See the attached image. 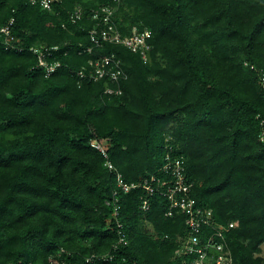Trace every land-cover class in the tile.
Returning a JSON list of instances; mask_svg holds the SVG:
<instances>
[{
	"label": "trees",
	"instance_id": "obj_1",
	"mask_svg": "<svg viewBox=\"0 0 264 264\" xmlns=\"http://www.w3.org/2000/svg\"><path fill=\"white\" fill-rule=\"evenodd\" d=\"M30 1L0 0V27L13 20L19 48L0 36V264H180L184 217L165 216L164 198L142 211L141 188L119 195L126 247L114 249L107 225L116 175L160 177L167 155L183 157L195 204L234 224L232 264H264V0H121L120 34L151 32L146 63L120 45L87 52L88 13L107 0L50 11ZM77 5L85 13L73 23ZM43 47L60 64L47 78L30 52ZM97 54L120 61L121 95H105V81L79 84Z\"/></svg>",
	"mask_w": 264,
	"mask_h": 264
},
{
	"label": "built area",
	"instance_id": "obj_2",
	"mask_svg": "<svg viewBox=\"0 0 264 264\" xmlns=\"http://www.w3.org/2000/svg\"><path fill=\"white\" fill-rule=\"evenodd\" d=\"M59 0H31V4H38L41 9L50 11L55 2ZM103 5L89 11V16L95 22V27L89 31L88 39L91 47L87 49H100L105 44L120 45L133 54L138 55L146 63L149 60L151 32L148 29L133 28L127 36H122L116 29L114 17L122 6L121 0H107ZM85 12L77 5L69 14V20L73 23L79 21ZM13 20L0 27V36L4 40L6 48L18 49L14 46V37L10 33ZM57 48H31L30 52L36 58L37 68L43 72L45 78L51 76L59 67V62L53 59V52ZM78 82H101L105 81V95L119 96L122 94L119 84L126 79L121 69L120 61L114 55L97 54L94 60L89 61L87 68H82L76 73ZM258 83L264 90V75L259 74ZM260 140L264 143V129L260 133ZM90 146L100 152L102 148L91 142ZM105 166L109 170L112 165L106 161ZM116 185L111 200L106 205L112 207V212L107 220V225L112 223L115 226L117 247L128 246L122 224L118 221L119 195L127 194L135 188H141L144 195L141 197V210L147 211L149 200L153 195H158L166 201L167 217H174L180 214L184 217L186 234L177 238V248L174 252V259L180 264H232V257L225 243V234L234 227L233 223L227 226L214 223L212 213L195 204L191 198L193 184L185 178L184 161L182 156H169L164 159L161 169V176H150L143 179L139 184H126L121 175L115 177ZM113 257L91 256L87 261H110Z\"/></svg>",
	"mask_w": 264,
	"mask_h": 264
},
{
	"label": "rangeland",
	"instance_id": "obj_3",
	"mask_svg": "<svg viewBox=\"0 0 264 264\" xmlns=\"http://www.w3.org/2000/svg\"><path fill=\"white\" fill-rule=\"evenodd\" d=\"M257 256L264 258V245L260 246V252L257 253Z\"/></svg>",
	"mask_w": 264,
	"mask_h": 264
}]
</instances>
